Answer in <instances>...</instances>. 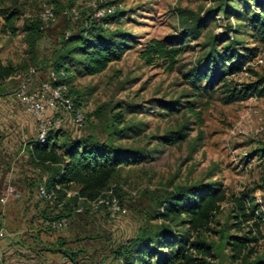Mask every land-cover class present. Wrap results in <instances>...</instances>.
Listing matches in <instances>:
<instances>
[{
  "label": "rangeland",
  "instance_id": "rangeland-1",
  "mask_svg": "<svg viewBox=\"0 0 264 264\" xmlns=\"http://www.w3.org/2000/svg\"><path fill=\"white\" fill-rule=\"evenodd\" d=\"M224 2L5 0L21 14L15 32L3 30L0 17V64L14 69L9 77L0 78V264H70L72 253L77 264H121L113 259L114 250L140 227L159 223L150 217L160 199L178 185L196 183L217 182L227 195L251 197L259 204L264 235V97L226 103L223 87L206 92L203 83L193 86L187 77L207 54L229 42L231 51L257 49L241 71L227 78L231 85L264 76V43L256 41L248 25L253 14L264 10V0H228L227 13ZM105 6H113L106 14L110 18L105 30L125 35L130 48L93 76L83 74L75 62L68 66L67 92L87 116L81 127L73 126V113L59 106L46 107L44 116L56 120L67 139L91 136L145 154L141 163L123 166L112 179L120 205L114 216L106 207L94 208L82 200L77 205L82 210H73L76 187L63 195L64 205L40 196L38 187L46 181V171L34 165L28 154L37 122L17 97L22 84L32 92L48 81L63 37L79 34L87 16ZM46 8L53 11V18L44 21L41 14ZM39 18L42 27L30 36L24 30L26 23ZM153 38L179 47L174 60L144 62L140 51ZM164 102L179 111L163 109ZM118 112L126 127L120 135L112 133L111 122ZM26 117L34 127L18 130L19 119L26 123ZM181 125L186 128L185 140L165 144L159 139ZM230 206V201L221 203L212 224L215 229L231 222ZM58 215L65 224L54 228L49 222ZM208 239L217 242L218 236L211 234ZM257 249L264 252V238ZM215 263L239 264L229 259L227 249Z\"/></svg>",
  "mask_w": 264,
  "mask_h": 264
},
{
  "label": "trees",
  "instance_id": "trees-1",
  "mask_svg": "<svg viewBox=\"0 0 264 264\" xmlns=\"http://www.w3.org/2000/svg\"><path fill=\"white\" fill-rule=\"evenodd\" d=\"M223 5V11L227 13L228 0ZM258 6L262 8L261 3ZM261 12L253 14L248 25L252 27L256 41L264 43V10ZM20 14L17 7L6 6L5 0H0L3 30L15 32V22ZM109 18L110 15L100 18L87 16L79 34L63 37L53 65L54 72L65 73V77L59 81L68 84L66 79L71 62H75L83 74L93 76L103 72L111 62L119 60L130 48L125 35L116 30H105L104 23ZM41 27L42 20L39 18L27 22L24 30L33 36ZM232 45L229 42L220 51L207 54L202 65L188 72L190 83L193 86L203 83L202 89L206 92L216 86L223 87V100L226 103L243 101L253 96L264 97L262 75L240 86L231 85V81H228L229 76L241 71L257 55L255 47L245 48L240 53L231 51ZM178 51L179 47H169L167 41L165 43L153 38L145 43L140 57L146 64H153L162 58L174 60ZM13 73L12 67L0 64V78H7ZM72 99L77 106V99ZM160 106L171 113L179 111L170 102ZM86 120L85 114L83 124ZM111 122L113 134L120 135L126 129L120 112L112 116ZM185 130V126L181 125L159 136V139L165 144L181 142L187 136ZM63 135L60 129H54L48 131L42 142L35 138L30 143L28 154L34 165L46 171V181L40 185L54 189L57 203L64 205L63 195L76 187L77 202L72 205L73 210L79 198L92 200L109 188L113 189L119 200L117 189L110 185L112 179L123 166L139 164L146 158L139 150L123 149L111 141L101 143L91 136L67 139ZM224 201H230L231 222L215 229L212 224ZM150 218L158 219L159 223L140 227L134 237L114 250V260L121 264H216L218 254L227 249L229 259L233 262L264 264V252L257 249L264 238L260 228L262 213L259 204L247 195H227L220 183L178 185L160 199ZM59 219L60 215L52 217L49 223ZM230 229L234 233H229ZM211 234L218 236L217 242L208 239ZM68 256L70 264H77L73 253Z\"/></svg>",
  "mask_w": 264,
  "mask_h": 264
},
{
  "label": "built area",
  "instance_id": "built-area-1",
  "mask_svg": "<svg viewBox=\"0 0 264 264\" xmlns=\"http://www.w3.org/2000/svg\"><path fill=\"white\" fill-rule=\"evenodd\" d=\"M112 11L113 6H105L103 8L97 9L92 16L95 18H100ZM52 18L53 11L50 8L44 9L43 13L41 14V19L47 21ZM64 77V71H60L58 73L51 72L48 77V81L43 82L37 90L28 92L25 90L26 84H22L20 90L17 92V97L22 103L25 112L36 119V138L40 142L45 140L48 131L57 129L59 127V123L56 120L52 121L45 118L44 111L46 107L53 108L55 106H59L64 109L66 113H73L72 122L73 126L75 127H81L85 120V114L75 107L73 99L69 96L67 92V84L63 81H59V79H63ZM38 193L44 199H56V193L54 189H47L43 185L38 187ZM79 200L86 201V203L90 204L94 208L106 207L112 216L120 211L119 200L116 195H114L112 189L101 193L95 199L86 200L84 198H79ZM60 204L62 203H59V205ZM74 209L75 211H81L82 206H75ZM64 224V218H60L59 220L53 221L51 223L52 227H60Z\"/></svg>",
  "mask_w": 264,
  "mask_h": 264
},
{
  "label": "crops",
  "instance_id": "crops-1",
  "mask_svg": "<svg viewBox=\"0 0 264 264\" xmlns=\"http://www.w3.org/2000/svg\"><path fill=\"white\" fill-rule=\"evenodd\" d=\"M25 119H26V123L22 122L23 120L19 119L20 121L18 123L19 125L18 130L22 131L23 129H25L27 131L29 128L31 129L34 127V124H33L34 121H32V119L28 117H26ZM3 145L6 146V143L4 142Z\"/></svg>",
  "mask_w": 264,
  "mask_h": 264
}]
</instances>
